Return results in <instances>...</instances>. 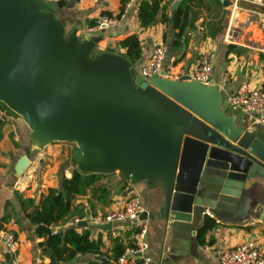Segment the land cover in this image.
<instances>
[{"label":"water","instance_id":"obj_1","mask_svg":"<svg viewBox=\"0 0 264 264\" xmlns=\"http://www.w3.org/2000/svg\"><path fill=\"white\" fill-rule=\"evenodd\" d=\"M65 7L0 0V102L28 126L31 145L71 143L79 172L162 186L165 216L190 228L206 210L223 220L245 210V185H264V134L236 126L214 82L165 71L138 82L122 55H92L103 37L66 31L56 17ZM28 165L20 157L16 172Z\"/></svg>","mask_w":264,"mask_h":264},{"label":"crops","instance_id":"obj_2","mask_svg":"<svg viewBox=\"0 0 264 264\" xmlns=\"http://www.w3.org/2000/svg\"><path fill=\"white\" fill-rule=\"evenodd\" d=\"M64 1L67 7L57 11L56 17L63 22L66 31L77 28L78 36L85 39L101 35L103 39L96 48L99 52L120 55L122 51L119 42L130 34L137 36L142 49L141 59L134 65L139 82L143 80L139 73L140 66L148 58L152 42L160 40L171 45L172 31L169 24L157 23L146 28L140 26L137 11L141 0L128 10L119 25L94 32L89 31V25L94 24L95 18L99 15L117 16L121 12L122 0ZM178 2L179 0H162L164 14L171 17ZM226 2L227 14L220 34L215 38L209 37L201 27L200 19L195 28L182 38L180 46L170 49L163 64V71L170 79L189 76L195 71L199 58L203 54L213 52L215 58L211 82H214L221 92L222 109L226 114L235 116L238 128L264 134V125L258 124L253 115L226 103V98L243 86L264 90V0ZM230 28L237 33L238 40L235 43H227L224 40ZM39 150L41 149L31 145L30 130L22 118L15 113L4 111L0 119V230L7 229L14 233L18 249L11 254L0 244V264L50 262L39 247L43 238L35 235L34 226L27 219L23 211L24 205L19 201V196L32 199L34 204L27 209V212H31L39 205L48 189L60 185L61 174L58 173L57 167L37 172V161L56 151L52 148L43 152ZM57 153L59 154V151ZM31 154L33 158H30ZM22 156L28 158L30 168L27 167L18 174L16 164ZM56 162L57 165L60 163ZM66 169L67 167L63 168V176L69 178L74 168ZM110 186L111 201L108 204L98 203L91 198L90 191L87 190L85 195L74 198L71 213L52 227L54 233L76 226L78 233L89 231L91 240L101 239L103 256L78 255L67 264H89V261L96 264H122L118 261L119 257L126 249L135 246L137 234L142 228L145 229L144 240L148 244L147 254L151 257L152 264H218L219 254L225 249L247 241L264 245V185L259 190L250 184L245 185V198L250 205H246L243 211L238 209L233 219H219L208 213V210L205 211L204 215L213 218L218 224L206 234L205 242L211 243L205 245L196 241V230L204 215L198 218L191 228L190 224L174 222L167 218L164 214L162 186L146 181H126L119 173L113 174ZM129 197L138 199L147 213V219L106 223L104 218L120 210ZM81 211L82 217L79 216ZM74 219H79V223L84 221L86 225H70ZM106 224H111V228L102 229L101 226ZM7 254L10 257H7ZM135 260L134 264H137L139 260Z\"/></svg>","mask_w":264,"mask_h":264},{"label":"trees","instance_id":"obj_3","mask_svg":"<svg viewBox=\"0 0 264 264\" xmlns=\"http://www.w3.org/2000/svg\"><path fill=\"white\" fill-rule=\"evenodd\" d=\"M125 3L126 0L121 1V12ZM161 3L162 0H141L137 12L140 26L143 28L157 23L170 25L172 40L170 46L166 43L167 54H169L172 47L177 48L180 46L182 38L195 28L196 22L200 19L201 27L206 30L207 35L211 38H215L223 29L227 10L220 0H179L171 17L164 14ZM93 25L91 23L89 26L92 27ZM119 47L122 51L120 55L128 59L133 66L141 59L142 49L135 34L126 36L119 42ZM0 108L6 113L14 114L1 102ZM60 174V185L57 188L48 189L39 205L35 206L31 212H27V209L34 204V201L19 196V201L24 205L23 211L29 222L34 226L35 235L43 238V241L39 243V247L50 260L49 264H67L78 255L94 254L103 256L101 239L91 240L89 231L83 230L78 233L75 229L76 226H70L63 231L53 233L52 227L71 213L74 198L85 195L87 190L90 191L92 199L103 205L108 204L111 201L110 183L113 174H87L79 172L77 169L72 171L69 178L63 176L62 173ZM79 216H83L82 211ZM217 225L213 218L205 215L196 230L197 243L200 245L210 244L211 242L206 243L204 238ZM121 253L122 251L117 256ZM89 264L96 263L89 261ZM100 264L103 263L100 262Z\"/></svg>","mask_w":264,"mask_h":264},{"label":"built area","instance_id":"obj_4","mask_svg":"<svg viewBox=\"0 0 264 264\" xmlns=\"http://www.w3.org/2000/svg\"><path fill=\"white\" fill-rule=\"evenodd\" d=\"M57 2L60 0H46ZM138 0H126L124 8L117 16L99 15L95 18L94 25L89 31H99L107 28H113L120 24L125 18L128 10ZM225 42L235 43L237 33L230 28L225 35ZM168 52L167 45L160 41L154 40L151 44V50L146 61L140 66V76L143 80H149L157 77L163 71V64ZM215 55L213 52L203 54L196 66L195 71L189 77L201 85H209L212 80L213 65ZM167 74V73H166ZM168 76V75H167ZM226 103L233 108H241L245 113L253 115L254 120L261 125H264V90L248 89L243 86L236 93L229 95L226 98ZM4 115V110L0 108V117ZM144 212V208L134 197H129L120 210H116L104 218L106 223L122 222L127 219L135 220ZM79 223V219H74L70 225ZM145 229L142 228L137 234V242L135 246L126 249L118 261L122 264L136 263V258L139 260L137 264H152L151 257L147 254L148 244L144 240ZM0 244H2L7 252L14 254L18 249V242L14 233L7 229L0 230ZM218 264H264V245L258 244L255 241H247L235 245L231 248L221 251L218 257Z\"/></svg>","mask_w":264,"mask_h":264},{"label":"rangeland","instance_id":"obj_5","mask_svg":"<svg viewBox=\"0 0 264 264\" xmlns=\"http://www.w3.org/2000/svg\"><path fill=\"white\" fill-rule=\"evenodd\" d=\"M79 38L81 40H84L85 38H83L82 36H79ZM99 52V50H95L93 52L92 55H97ZM136 80H138V78L136 77ZM73 147V144L71 143H65V142H55L52 143L50 145H47L46 147L42 148L41 152H43V150L48 149V148H52L54 151L51 155H44L42 157V159L37 163V172H45L47 169L49 168H53V167H57L58 168V173H62L63 174V168L67 167L66 170H68L70 167H73L74 169H76V165L75 162L71 156V149ZM57 151H59V154L57 153ZM55 153V154H54ZM56 156V157H53ZM30 158H33V155L31 154ZM60 161V163H58L55 161ZM28 168H30V165L28 166Z\"/></svg>","mask_w":264,"mask_h":264}]
</instances>
